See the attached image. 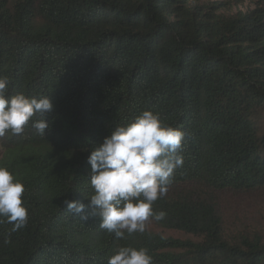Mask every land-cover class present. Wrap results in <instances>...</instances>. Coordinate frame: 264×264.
<instances>
[{
	"label": "trees",
	"instance_id": "1",
	"mask_svg": "<svg viewBox=\"0 0 264 264\" xmlns=\"http://www.w3.org/2000/svg\"><path fill=\"white\" fill-rule=\"evenodd\" d=\"M199 0H0L7 96H48L44 137L31 118L0 138V166L25 187L27 225L0 224V264H107L120 247L153 264H264V240L227 235L214 195L264 189V0L233 16ZM212 9V10H211ZM185 133L162 229L117 239L67 212L93 195L89 154L143 111ZM8 240V243H4Z\"/></svg>",
	"mask_w": 264,
	"mask_h": 264
},
{
	"label": "clouds",
	"instance_id": "2",
	"mask_svg": "<svg viewBox=\"0 0 264 264\" xmlns=\"http://www.w3.org/2000/svg\"><path fill=\"white\" fill-rule=\"evenodd\" d=\"M10 80L0 76V138L6 133L20 135L34 116L32 127L44 137L49 127L45 116L53 110L48 96H7ZM185 133L164 124L158 113L143 111L127 125H117L88 156L89 183L93 195L87 208L80 201L63 203L67 212L87 221L99 219V228L117 239L145 233L150 220L160 222L167 213L156 212L153 204L166 196L177 169L183 166L179 154ZM24 185L7 167L0 166V224H10L11 232L23 229L28 209L22 200ZM5 240L4 243H8ZM107 264H153L146 248L120 247Z\"/></svg>",
	"mask_w": 264,
	"mask_h": 264
},
{
	"label": "rangeland",
	"instance_id": "3",
	"mask_svg": "<svg viewBox=\"0 0 264 264\" xmlns=\"http://www.w3.org/2000/svg\"><path fill=\"white\" fill-rule=\"evenodd\" d=\"M259 0H199V5L217 9L219 14L233 16L239 12L253 10ZM211 9V10H212ZM224 222L227 235H257L264 240V189L254 192L226 190L214 195ZM146 231L165 238L193 239L182 232L162 229L153 220L146 225Z\"/></svg>",
	"mask_w": 264,
	"mask_h": 264
}]
</instances>
